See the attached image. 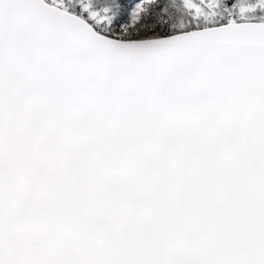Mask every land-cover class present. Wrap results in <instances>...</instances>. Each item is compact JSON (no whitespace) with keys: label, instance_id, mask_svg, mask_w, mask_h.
<instances>
[{"label":"snow or ice","instance_id":"snow-or-ice-1","mask_svg":"<svg viewBox=\"0 0 264 264\" xmlns=\"http://www.w3.org/2000/svg\"><path fill=\"white\" fill-rule=\"evenodd\" d=\"M0 264H264V0H0Z\"/></svg>","mask_w":264,"mask_h":264}]
</instances>
